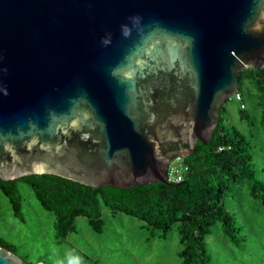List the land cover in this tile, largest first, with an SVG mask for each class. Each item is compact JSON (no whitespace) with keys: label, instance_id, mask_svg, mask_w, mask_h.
<instances>
[{"label":"water","instance_id":"1","mask_svg":"<svg viewBox=\"0 0 264 264\" xmlns=\"http://www.w3.org/2000/svg\"><path fill=\"white\" fill-rule=\"evenodd\" d=\"M248 67L264 0H0V179L177 186L166 168L211 139ZM0 264L24 263L0 247Z\"/></svg>","mask_w":264,"mask_h":264},{"label":"trees","instance_id":"2","mask_svg":"<svg viewBox=\"0 0 264 264\" xmlns=\"http://www.w3.org/2000/svg\"><path fill=\"white\" fill-rule=\"evenodd\" d=\"M244 83L258 92L257 104L264 120V67L260 70L248 67L239 72L238 84ZM238 93L240 119L251 126L250 118L244 113L243 93L240 89ZM225 114L222 104L211 139L205 144L197 142L191 154L181 157L187 171L177 186L148 183L131 188H94L53 174H34L9 181L0 179V191L8 199L15 217L20 218L16 186L18 183L29 186L41 208L55 216L58 242L73 232L77 217L85 218L93 232L100 233L101 212L108 209L142 222L152 236L157 233L164 236L175 226L182 247L181 262L208 264L211 256L204 240L214 226H220L222 235L235 245L241 246L245 239L243 230L236 227L234 216L225 210L223 198L229 189L244 184L249 198L264 213V176H260L262 173L252 162L245 137L236 127L225 126ZM0 247L13 252L2 240Z\"/></svg>","mask_w":264,"mask_h":264},{"label":"rangeland","instance_id":"3","mask_svg":"<svg viewBox=\"0 0 264 264\" xmlns=\"http://www.w3.org/2000/svg\"><path fill=\"white\" fill-rule=\"evenodd\" d=\"M248 88L251 92H247ZM243 93L244 113L240 119V102L230 97L223 104L226 127H236L250 145L256 169L264 176V120L257 104L258 92L252 85L239 86ZM20 200V218L15 217L8 199L0 191V240L13 249L24 264H183L182 249L175 226L164 236L143 228V223L108 209L101 212L103 227L95 233L83 217L74 220V230L66 240L55 237V216L41 208L33 192L24 183L16 186ZM238 189V190H236ZM223 203L233 215L236 227L245 236L241 246L229 242L220 226L212 228L205 240L211 261L208 264H264V213L249 198L246 186L229 189Z\"/></svg>","mask_w":264,"mask_h":264},{"label":"built area","instance_id":"4","mask_svg":"<svg viewBox=\"0 0 264 264\" xmlns=\"http://www.w3.org/2000/svg\"><path fill=\"white\" fill-rule=\"evenodd\" d=\"M236 100H240V94L236 92L232 95ZM243 108V105H241ZM187 171V167L181 162V158H176L170 162L166 170L167 181L175 184L183 180L184 173Z\"/></svg>","mask_w":264,"mask_h":264},{"label":"flooded vegetation","instance_id":"5","mask_svg":"<svg viewBox=\"0 0 264 264\" xmlns=\"http://www.w3.org/2000/svg\"><path fill=\"white\" fill-rule=\"evenodd\" d=\"M178 144H180L184 149H185V145H187V144H185V143H183L182 141H177V142H175V143H172L171 145H166V146H164L163 147V149H162V154L163 155H168V154H171V155H173V154H177V153H180L181 152V150H178V149H176V146L178 145ZM170 164V163H169ZM166 170H167V168H166ZM166 170H165V172H166Z\"/></svg>","mask_w":264,"mask_h":264}]
</instances>
